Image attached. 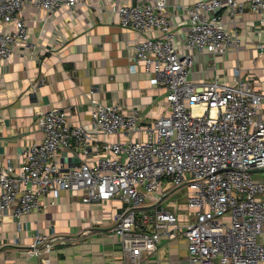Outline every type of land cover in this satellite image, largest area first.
<instances>
[{
  "label": "built area",
  "instance_id": "obj_1",
  "mask_svg": "<svg viewBox=\"0 0 264 264\" xmlns=\"http://www.w3.org/2000/svg\"><path fill=\"white\" fill-rule=\"evenodd\" d=\"M79 0H0V63H8L17 47L28 49L29 27L21 16L27 5L48 12L64 6L74 10ZM228 9L235 23L243 9L264 12V0H194L184 7L190 26L184 43L171 31L167 0H136L117 9L123 27L145 37L132 47L130 69L139 67L154 85L167 90L169 113L150 121L137 110L125 113L119 103L91 100V123L96 132L121 134L123 139L102 141L95 161L83 159L64 167L61 149L82 143L78 156L93 138L84 125H72L68 109L43 112L40 141L24 149L19 167L0 168V215L17 217L42 208V197L79 189L92 203L119 199L122 203L110 228L120 238L124 264H144L163 238L184 237L188 264L264 263V182L253 171L264 169V91L246 78L239 65L233 80L214 77L203 84L190 78L194 55L240 48L237 28L226 26L220 12ZM158 31V33H157ZM143 132L144 137L134 138ZM172 188L186 187L191 214L181 222L176 212L160 205ZM152 198L154 206L143 210ZM57 237L37 233L28 255L50 254ZM62 243L65 240L61 239Z\"/></svg>",
  "mask_w": 264,
  "mask_h": 264
},
{
  "label": "crops",
  "instance_id": "obj_2",
  "mask_svg": "<svg viewBox=\"0 0 264 264\" xmlns=\"http://www.w3.org/2000/svg\"><path fill=\"white\" fill-rule=\"evenodd\" d=\"M135 1L79 0L74 10L62 6L54 12L29 4L21 11L31 46L17 47L8 63H0V168L21 165L24 149L43 138L40 115L52 107L68 109L72 125H84L94 134L85 146L86 154L74 153L82 149L77 142L60 150L58 160L66 168L82 158L97 160L102 152L97 146L100 142L123 139L121 134L96 132L91 123L92 99L119 103L125 113L137 110L144 125L169 113L166 88L152 84L142 66L135 72L130 69L133 43L145 34L123 27L117 9ZM193 1L167 0L171 31L181 45L190 26L184 7ZM220 14L227 27L238 29L240 48L218 53L186 49L194 55L191 80L203 84L217 77L231 82L233 67L239 65L243 75L264 91V12L243 9L235 23L228 9ZM0 28L12 29L13 25ZM143 137V132L134 135ZM253 176L264 182V169L253 171ZM165 188L169 194L160 205L176 209L184 222L190 210L186 204L176 206L172 188ZM122 206L119 199L85 203L82 191L72 189L58 198L46 193L38 211L20 217L11 210L1 214L0 264H124L120 238L110 231ZM153 206L150 198L143 210ZM37 233L60 242L50 254L28 255L26 250ZM144 264H188L187 241L163 238Z\"/></svg>",
  "mask_w": 264,
  "mask_h": 264
},
{
  "label": "rangeland",
  "instance_id": "obj_3",
  "mask_svg": "<svg viewBox=\"0 0 264 264\" xmlns=\"http://www.w3.org/2000/svg\"><path fill=\"white\" fill-rule=\"evenodd\" d=\"M170 193L171 199L174 201L176 206L186 204L187 197L189 196V191L185 187L173 186Z\"/></svg>",
  "mask_w": 264,
  "mask_h": 264
}]
</instances>
